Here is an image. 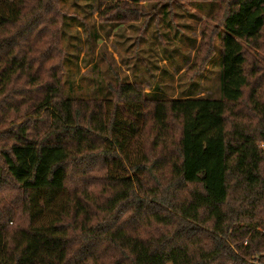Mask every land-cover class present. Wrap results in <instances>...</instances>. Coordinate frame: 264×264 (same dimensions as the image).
<instances>
[{
    "label": "clouds",
    "instance_id": "clouds-1",
    "mask_svg": "<svg viewBox=\"0 0 264 264\" xmlns=\"http://www.w3.org/2000/svg\"><path fill=\"white\" fill-rule=\"evenodd\" d=\"M9 2L22 10L14 26L0 30L2 54L11 59L26 53L39 67L41 53L48 52L52 58L44 65L45 72H56L60 80L57 87L66 88L67 77L76 88L74 93H62L53 99L55 105L65 96L72 98L74 122L70 125L54 121L43 109L37 112L23 93L17 94L18 90L36 89L46 82L55 84L52 77L45 76L37 84H28L26 77L17 80L20 75L17 72L13 73L12 83L0 90V152L6 150L15 158L13 145L24 143L34 144L37 153L45 147L51 152L62 149L56 154L53 169L57 173L67 172L65 187L77 191L88 208L90 219L86 226L70 215L53 222L58 231L50 235L63 243L64 252L62 258L59 250L41 252L45 264H97L88 258L89 252L107 239L109 231L117 230L123 234L126 246L120 242L105 244L113 264L115 261L137 264L133 246H139L138 251L146 249L151 256L166 257L179 251L180 264H264V87L256 90L254 100L250 98L251 84H260L258 78L264 77V27L259 32V48L253 44L255 37L235 38L241 45L240 53L245 56L241 67L246 83L240 85L241 95L234 100L225 98L222 108L214 110L217 119L223 121L222 128L205 135L202 126H196L199 108L185 110L175 105L210 94L205 90L207 82L199 77L213 70L207 61L213 57L217 61L222 59L215 50L222 47L216 33L224 30L230 14L228 0H200L208 4L215 2L221 8L214 19L205 15L199 24L175 20L178 9L169 8L168 19L174 26L186 23L195 29L189 32L180 28L182 35L194 38L195 47L182 49L188 63L177 71L175 62L164 56L163 48L171 50L180 45L161 41L163 47L155 49V59L149 58L159 70L149 69L146 74L133 71V64L148 46H137L131 52L125 49L129 41L135 42L146 32L150 37L162 30L159 16L150 30L149 22L172 0H105V15L96 8L87 20L81 15L89 30L92 25L99 30L109 16L123 15L127 19L111 36L100 32L94 52L89 53L86 48L78 59L72 60L78 67L71 73L64 66L70 53L61 34L63 14H75L74 10L61 0ZM181 2L185 11L200 15L196 8L188 7V0ZM239 11V5L235 6L234 12ZM38 33L44 34L39 42L35 39ZM69 36L87 40L89 31L75 26ZM90 61L103 63L98 71H93L94 63ZM254 63H258L259 71L253 76L250 70ZM165 71L175 77V85L164 77ZM193 81H197L193 90L198 87L200 91L195 97H181L180 86L187 87ZM98 88L105 90V97L111 100L110 108L104 106L105 97L96 96ZM82 104L87 107L81 108ZM130 104L141 107L145 122L132 141L131 154L128 145L117 143L112 133L117 107L124 111L123 120L128 126L137 121L138 117L127 111ZM93 117L100 123L94 124ZM101 128L104 130L100 131ZM189 134L201 137V151L218 141L229 158L226 161L229 194L222 202H204L210 195L207 185L202 180L191 182L185 175L188 155L184 145ZM241 145L246 146V152L233 151ZM0 167V226H3L0 247L6 249L0 255V264H17L21 250L26 247L20 244L18 250L17 233L29 227L21 212L26 192L22 181L10 173L2 157ZM216 209L221 217H226L222 225L213 215Z\"/></svg>",
    "mask_w": 264,
    "mask_h": 264
},
{
    "label": "trees",
    "instance_id": "trees-1",
    "mask_svg": "<svg viewBox=\"0 0 264 264\" xmlns=\"http://www.w3.org/2000/svg\"><path fill=\"white\" fill-rule=\"evenodd\" d=\"M66 0H61L64 3ZM96 9L100 11L101 15H105L106 10L104 9L105 0H94ZM24 0H20L22 4ZM70 2V0H69ZM180 3V6L184 3L181 0H172L171 4H165L161 7L160 11L156 14L161 15V20L166 24L167 30H162L158 35L154 36L158 39L160 45L161 41H165L168 44L171 43L173 39L175 42H181L182 36L179 35L177 29L174 28L172 20L168 19L169 8L176 7ZM188 4L196 6L201 9L204 4L209 5L212 10L214 7L217 11L221 8L220 4L213 2L212 4L201 3L200 0H188ZM75 7L79 4L74 3ZM239 5L240 11L234 12L235 6ZM22 9L17 7L15 3H10L9 0H0V30H7L10 26H14L15 20L18 18L19 13ZM110 10V7L109 9ZM228 10L229 15L226 17L224 30L216 33L217 38L221 41L222 47L220 50L222 53V59L219 61L217 67L220 70V97H213L208 95L202 99H189L184 102L181 101L175 107L180 109L190 110L192 108H199V119L196 122V126H202V131L207 135L216 129L222 128L223 121L218 120L214 110H219L222 108L224 99L234 100L237 96L241 95L240 85L246 83L243 76V68L241 65L244 63L245 56L239 51L241 45L236 41V37H255L253 41L255 47H261L259 43V32L260 28L264 27V0H228ZM213 14L211 17L214 19L217 13ZM91 14V10L88 11ZM174 15H180L177 11ZM127 19L126 16L116 15L114 17L109 16L106 18L105 23L101 25L102 27L109 24L121 23ZM63 27L62 39L66 35V30H70L72 27L79 26L85 28L89 31L88 39L86 40L87 49L89 53L93 52L92 38H99V34L96 28L94 30H89L84 21L78 19H73L67 15L63 14ZM95 26V25H93ZM219 25H217V28ZM166 36L167 39H162ZM44 34H36V41L39 42L43 39ZM79 38V37H78ZM163 47V45H162ZM4 48L3 43H0V90L6 88L10 83H12L13 73L19 72L17 80L23 76L26 77V83L37 84L39 81L44 80L45 76L52 77L56 80L55 84L43 83L39 84L36 89L18 90L17 94L23 93L26 96V100L33 103L36 111L45 110L48 115L54 121H60L64 124H72L74 121L72 119V98L70 96H65V98L53 104V99L55 97L61 96L62 93H74L72 90L74 86L71 84L69 78H65L66 88L61 89L57 87L60 80L56 76V72L49 71L45 72L44 65L47 60L51 59V55L48 52L41 53L39 58V67H36V60H29L27 54L23 56H13L8 59L6 55L2 54ZM177 48L164 47L163 52L168 58L173 55V52ZM216 50V52H217ZM80 50L75 56L69 55L64 60V66L68 73H71L73 68L78 67L77 64H73V59H78ZM167 53V54H166ZM208 63L211 61H207ZM154 65L150 62L147 63L144 68H140L139 72L147 73L149 69L152 71H158V66L151 67L149 65ZM157 65V64H156ZM35 70L33 71V69ZM58 71V70H57ZM256 71H259L258 63L252 65L250 70V75H255ZM203 77L202 75L199 77ZM261 80L260 84L252 83L251 88L253 91L250 93V98L255 99L256 90L260 87H264V77L258 78ZM194 81L189 84L193 85ZM125 91H128L126 88ZM197 90L192 92L188 89L187 92L181 94V97H195ZM104 96V95H103ZM102 97V96H100ZM105 97V96H104ZM104 106L111 107V100L107 97L104 98ZM13 107H16L13 105ZM87 107L86 104H82L81 108ZM127 111L131 115L138 117L137 121L132 126H128L126 121L123 120L124 111L119 107L116 109V122L113 125L112 133L113 137L116 139L117 143L121 141L128 145L129 154H131V149L133 148L132 141L137 135V130H142V126L145 123L141 116V107L137 104H130L127 106ZM67 116V119H65ZM159 119V117H156ZM94 124H99L98 118L93 117ZM104 129L101 128L100 131ZM79 135V134H78ZM17 139H22L17 137ZM201 137L199 135L192 136L189 134L185 141V151L188 155V159L185 163L184 172L188 176L191 182L203 181L207 185V189L210 193L207 200L204 202L212 204L214 201L222 202L228 196V165L227 159H229L220 143L213 142L210 143L208 150L201 151L200 141ZM83 143V140L79 141ZM246 146L241 145L239 149H233V151L246 152ZM62 149H56V152H51L48 148H42L40 153L35 151V145L31 143H24L21 145H13V152L15 153V158L8 152H0V157L3 158L5 163L9 166L10 173L15 176L19 181H22L23 187L26 192L25 203L21 212L23 214L24 222L28 224V229L22 230L17 235L19 240L17 241V248L19 250L20 244H26L21 250V257L17 261V264H45L43 257L40 256L41 252L52 253L59 250V253L63 255L64 246L63 243L58 239L54 240L50 235L52 232L58 231L53 226V222L57 219L64 218L66 216H71L74 221L79 223L87 224L90 216L88 215V208L85 207L83 200L78 195L77 191L71 190L65 187V181L67 178V172L57 173L53 169V161L56 158V154L61 152ZM2 171V167H0ZM199 173H203L200 176ZM123 179V178H122ZM198 199L203 200V198L198 197ZM74 201V205L70 207V204ZM213 215L217 217L219 224H223L226 217H221L219 215V209L213 212ZM3 226H0V238H2ZM123 234L117 231H109L107 239L100 244H97L95 248L89 252L88 258L97 262L103 261L104 264H113V258L109 255V248L105 247V244L109 242L115 245L120 242L122 246H126L122 239ZM139 246H133L132 251L136 254L137 264H180V259L182 253L179 251L174 252L170 256L162 257L160 255L151 256L147 254V250L138 251ZM6 249L0 247V255H4ZM12 259V257H9ZM114 264H119V261H115Z\"/></svg>",
    "mask_w": 264,
    "mask_h": 264
},
{
    "label": "rangeland",
    "instance_id": "rangeland-1",
    "mask_svg": "<svg viewBox=\"0 0 264 264\" xmlns=\"http://www.w3.org/2000/svg\"><path fill=\"white\" fill-rule=\"evenodd\" d=\"M94 2H95L94 0H90V2H88V3H82V0H70V2H69V0H66L63 4L66 6H70V8L72 10H74L75 14L70 15L67 13L68 16H70L73 19H78V20L82 21L80 19L81 15H83L85 17V20L90 18L91 14H89L88 11L92 10L93 8H96ZM74 3H77L79 5L77 7H75ZM176 7L178 9L177 12L180 15H174L173 18L175 20H178V21L191 20V21L197 22V24H199L203 21V17L205 15L208 16L210 19H213L211 16L213 14H215V12L217 11L216 7H214L211 10L209 8V5H207V4H204L201 9H199L196 6H193L191 4H188V7L196 8L197 12L200 13V15H197V13L185 11L184 10L185 4H182L180 6V3H178V5H176ZM157 16H159V18H160L159 23L161 25L162 30L163 29L167 30L166 24L164 22H162L160 14L152 16L151 21L149 22V30L151 29L152 24L156 22ZM122 23L123 22L115 23V24H109L108 23L104 27L100 26L99 30H97V29H95V30H97V32L99 34V38H100V32H104L105 36H111L112 32H114L116 28H119ZM172 24H173V22H172ZM94 28H96V27L92 25L91 29L94 30ZM174 28L177 29L179 32V35L182 36V40H181V42H175L174 43V41L172 39L170 44H178V45H180V47H177V49L173 52V55L171 57L168 58L166 55H164V56L166 58H168L170 60V62H175V67H176L177 71H180V70H182V67L188 63V58L183 54L182 49H186L188 47H193V48L195 47L194 38L182 35L180 28H184L189 32H194L195 29L191 25H188L186 23L176 25V26H174ZM71 29L69 31L66 30V35L63 38V40L67 41V48H68L70 54H72V53L76 54L79 50L81 53L87 48L86 40H81L79 36H69V32L71 31ZM162 30H158L156 32H153L150 37L147 35V32H146V34L144 36L139 37L135 42L129 41V47L127 49H125L128 52H131L137 46H143V45L148 46V49L146 51H144V54L142 56H140L135 61V64H133V71L139 72V69L137 66H140V68H144V66H146L147 63H149V60H150L149 58L155 59V55H156L155 49L157 47H162V45H160L158 39L154 36V34L157 36L158 32L160 33ZM203 34H205V35L207 34L206 29L204 30ZM162 37H163L162 39H167L166 36L162 35ZM91 38L93 40L92 41L93 50H95V42L99 38L94 39L93 36H91ZM121 47H123V45H121ZM218 48L219 47H216L215 50H217ZM217 55H219L220 57L222 56V53H220V50H217ZM219 61H217L216 58L213 57L211 62H209L212 65L213 70L209 71L207 75H202L203 77L199 78L200 80H204L207 82V87L205 90L208 91L210 93L209 95H211L213 97H220V95H221L220 94V70L217 67V65H219ZM90 62L94 63L93 71H98L100 69V65L103 63V61H100L99 63H96L95 61H90ZM149 66L156 68V66H158V65H156V64L152 65L151 64ZM142 73H145V72H142ZM163 75L166 79L172 80L174 85L176 84L175 77L171 76L167 71H165L163 73ZM196 83H197V81H194L193 85H188L187 87H184L181 85L180 86L181 94L187 92L188 89H190L192 92H194L196 90H197V92H199L200 88H198V87H196L195 90H193ZM72 90L75 92L76 88L74 87ZM103 95L105 96V90H101L100 88H98L97 92H96V96L97 97H100V96L104 97ZM169 264H171V263H169Z\"/></svg>",
    "mask_w": 264,
    "mask_h": 264
}]
</instances>
